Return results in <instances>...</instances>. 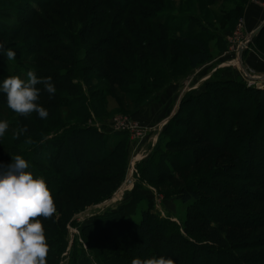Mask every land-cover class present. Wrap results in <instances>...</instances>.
<instances>
[{"label": "rangeland", "instance_id": "374dc122", "mask_svg": "<svg viewBox=\"0 0 264 264\" xmlns=\"http://www.w3.org/2000/svg\"><path fill=\"white\" fill-rule=\"evenodd\" d=\"M263 19L264 0H0V41L16 49L12 62L0 54V78L32 70L56 87L40 94L46 119L14 112L0 93V165L23 155L57 206L39 218L47 264H264V31L243 48ZM185 37L210 60L189 68ZM67 137L98 151L87 161L72 147L71 181L69 158L57 174L33 153ZM161 149L166 164L149 168ZM184 188L197 199L183 202ZM144 212L153 244L139 252Z\"/></svg>", "mask_w": 264, "mask_h": 264}, {"label": "clouds", "instance_id": "9594fccd", "mask_svg": "<svg viewBox=\"0 0 264 264\" xmlns=\"http://www.w3.org/2000/svg\"><path fill=\"white\" fill-rule=\"evenodd\" d=\"M0 54L7 61L16 59V49L0 41ZM38 85L42 87H38ZM50 98L56 93L51 77H38L32 70L23 75L0 79V93L7 107L27 117L35 112L46 119L48 110L40 103V94ZM9 129V122L0 119V143ZM27 132L21 128L16 137ZM26 144L31 140L26 139ZM57 211L52 190L43 175L34 174L29 161L20 154L13 155L7 165H0V264H47L49 241L39 219L52 217ZM154 264H173L171 259L157 258Z\"/></svg>", "mask_w": 264, "mask_h": 264}, {"label": "trees", "instance_id": "16d2710c", "mask_svg": "<svg viewBox=\"0 0 264 264\" xmlns=\"http://www.w3.org/2000/svg\"><path fill=\"white\" fill-rule=\"evenodd\" d=\"M263 31H264V28L261 32H263ZM258 35L255 38H258ZM179 41L189 48H195L194 51H190L189 49H187L185 51V55H186V58L188 61L189 68H191V69L197 68L201 64L210 60V53H209L206 45L204 44V42L202 40H200L198 38L185 37V38H179ZM41 42H43V40H41ZM37 51H39V50H34L33 53L37 52ZM4 60H5V58H4ZM32 64H33V62H32ZM33 65L35 66V64H33ZM5 71L9 72V70L6 69V66L2 67V62L0 61V73H3ZM17 71L18 70H16V73L19 72V71L18 72ZM0 79H3V78H0ZM52 79H54V78L51 77V81H52ZM178 114L179 113H177L173 119H175L178 116ZM173 119L171 120V123H173ZM186 120H187V118H186ZM171 126H172V124H171ZM167 131L169 132V128H167ZM94 134H95L94 139H95V137L99 136L97 132H94ZM56 139H57L56 136L51 135V136L41 137L38 140V142L45 143L46 141L56 140ZM67 139H68V137L65 139V141L57 144L56 147H54V148L52 146L51 147L48 146L45 151L44 150L39 151V149H36V150H34L33 153H34V156L36 154H38L39 157H40V155L45 156L46 160H44L43 163H42V160H40V162L42 163V165H44V167L46 169L53 170L57 174L61 173V169L65 165V162H66L65 158L66 157L69 158L71 160L70 161V168H69L71 170V173L67 175L68 176L67 181H71V179L78 178V176L80 174V171L76 172L73 165H72V164H74V161L79 159L80 156L78 155V153L83 152L84 150L87 149L86 151H88V154H87L88 156H85V154L83 153L84 154L83 157L87 161H90L91 159H94L93 155L98 151L96 150L97 149L96 147H91V146L88 148L87 147L81 148V140H79V139L75 140L72 137L68 139L69 144H71L72 146L68 144L65 147L64 143L67 142ZM161 142L162 141L159 139V142L157 143V145L155 147L157 148L161 144ZM30 144L24 143V147L30 146ZM72 147L77 148V151H79V152L75 155L73 153H71ZM90 148H91V151H89ZM100 151H101V149L99 150V152ZM49 152L53 153V158L49 155ZM67 153L69 155H67ZM103 153L104 152L101 151L102 157L106 156V155H103ZM160 153H161L162 157L160 156L161 159L159 160L158 163H155L153 160H149V163H147L146 165L150 164L151 166H155V168L164 166L166 164L164 158L167 156V153L164 152L163 149L160 150ZM152 158H150V159H152ZM172 164L177 165L176 161H173ZM150 165L148 166L149 168H150ZM253 170H255V169H253ZM84 176H82V177H84ZM56 186L58 187V185H56ZM61 191H62V189H58L57 193L60 194ZM180 196H181V199L183 202H189L192 199H197V194L195 192L188 191L185 188L180 191ZM117 214L114 213V216H117ZM149 217H150V215H148L147 212H144L143 216H142V220L139 223V233H140L139 235H141L139 242L137 243V246H139V252L145 251L150 245L153 244L152 234L150 235V219H149ZM115 222H117V220H112L111 224H114ZM256 222H253V223H256ZM96 226H98V222L91 223L89 227H92L93 231H95ZM78 264H94V263L89 257L83 256L80 258Z\"/></svg>", "mask_w": 264, "mask_h": 264}, {"label": "crops", "instance_id": "0c3cea01", "mask_svg": "<svg viewBox=\"0 0 264 264\" xmlns=\"http://www.w3.org/2000/svg\"><path fill=\"white\" fill-rule=\"evenodd\" d=\"M264 22V19L262 20V23ZM261 23V24H262ZM256 55H258V57L260 58L261 56L259 55V54H257L256 53ZM261 59V58H260ZM259 83H264V82H259ZM260 85V84H259ZM176 104V103H175ZM175 104L173 105V107H172V111H170L169 112V117L172 115V113H173V110H174V108H175ZM163 126H165V124L164 125H160V126H158V127H156V128H154L155 129V133H153L150 137H151V139L153 138L154 139V141L155 142H157V139H159L160 138V136L162 135V133H163Z\"/></svg>", "mask_w": 264, "mask_h": 264}, {"label": "water", "instance_id": "95a60500", "mask_svg": "<svg viewBox=\"0 0 264 264\" xmlns=\"http://www.w3.org/2000/svg\"><path fill=\"white\" fill-rule=\"evenodd\" d=\"M263 28H264V22L256 29V30H254L250 35H249V38H248V40H246L245 42H244V46H243V48L244 47H246L247 46V44H249V42H251L262 30H263ZM243 48H242V50H243ZM241 50V51H242Z\"/></svg>", "mask_w": 264, "mask_h": 264}, {"label": "bare ground", "instance_id": "6f19581e", "mask_svg": "<svg viewBox=\"0 0 264 264\" xmlns=\"http://www.w3.org/2000/svg\"><path fill=\"white\" fill-rule=\"evenodd\" d=\"M248 38H249V36L245 39V41L248 40ZM245 41H244V42H245ZM243 44H244V43H243ZM260 84L262 85V87H264V83H260Z\"/></svg>", "mask_w": 264, "mask_h": 264}, {"label": "built area", "instance_id": "2783aa9c", "mask_svg": "<svg viewBox=\"0 0 264 264\" xmlns=\"http://www.w3.org/2000/svg\"><path fill=\"white\" fill-rule=\"evenodd\" d=\"M240 27V26H239ZM119 128V127H118Z\"/></svg>", "mask_w": 264, "mask_h": 264}]
</instances>
